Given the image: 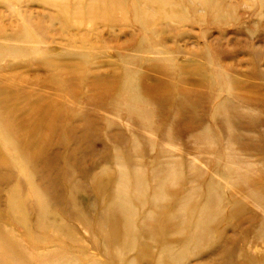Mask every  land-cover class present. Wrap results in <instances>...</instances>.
<instances>
[{
	"label": "rangeland",
	"instance_id": "1",
	"mask_svg": "<svg viewBox=\"0 0 264 264\" xmlns=\"http://www.w3.org/2000/svg\"><path fill=\"white\" fill-rule=\"evenodd\" d=\"M0 264H264V0H0Z\"/></svg>",
	"mask_w": 264,
	"mask_h": 264
},
{
	"label": "bare ground",
	"instance_id": "2",
	"mask_svg": "<svg viewBox=\"0 0 264 264\" xmlns=\"http://www.w3.org/2000/svg\"><path fill=\"white\" fill-rule=\"evenodd\" d=\"M129 204V203H128Z\"/></svg>",
	"mask_w": 264,
	"mask_h": 264
}]
</instances>
